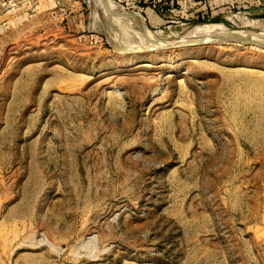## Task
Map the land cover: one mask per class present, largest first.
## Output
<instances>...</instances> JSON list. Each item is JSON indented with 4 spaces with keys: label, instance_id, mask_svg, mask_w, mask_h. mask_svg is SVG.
<instances>
[{
    "label": "rangeland",
    "instance_id": "374dc122",
    "mask_svg": "<svg viewBox=\"0 0 264 264\" xmlns=\"http://www.w3.org/2000/svg\"><path fill=\"white\" fill-rule=\"evenodd\" d=\"M110 1L0 0V264H264V47L133 48L264 8Z\"/></svg>",
    "mask_w": 264,
    "mask_h": 264
},
{
    "label": "bare ground",
    "instance_id": "6f19581e",
    "mask_svg": "<svg viewBox=\"0 0 264 264\" xmlns=\"http://www.w3.org/2000/svg\"><path fill=\"white\" fill-rule=\"evenodd\" d=\"M88 2L91 5V6L90 5L89 6L92 7L93 20H95L96 18L101 19L102 17H104L105 20L107 22H109L110 24L113 23V22L115 24V22H117L120 25H123V24L126 25V23L124 22V18H123L124 17V13H123L124 11L117 10L115 8L114 4L110 0H88ZM120 25H119V27H120ZM119 27H117V31L119 32V33L118 32L117 33L118 34H120V33L122 34V30ZM124 32L126 33L125 29H124L123 33ZM115 33H116V30H115L114 34ZM125 33L123 34V36H125ZM261 33H262V31H261ZM221 34H227L230 38H241V39L248 40V41H251V42L254 41V43L255 42H261V41L264 42V34L263 33L260 34V33H256V32L251 31V30H246V29L236 30V29L225 28V24L224 23H218V24L210 23V24L197 25V26L192 27L189 30V32L186 34V36H183L178 41L165 40V41H162V43H160V44L156 43L154 41L148 42V43H143V41L142 42L138 41V44L135 47L133 46V48H136L137 50L140 49V48L148 47V46L156 48V47H161L162 44H164L162 46L167 47V46H170V45L176 44V43L186 44L188 42H196V41H199L201 39L205 40V41H208V42H211V41H215L217 39V37L219 35H221ZM123 36H122V38H124ZM126 41H128V40H126ZM128 42L127 43L125 42V44H128ZM217 42H222V41H217ZM165 43H167V44H165ZM122 45H124V44L122 43ZM125 46H127V45H125ZM130 48H132V47H130Z\"/></svg>",
    "mask_w": 264,
    "mask_h": 264
},
{
    "label": "crops",
    "instance_id": "0c3cea01",
    "mask_svg": "<svg viewBox=\"0 0 264 264\" xmlns=\"http://www.w3.org/2000/svg\"><path fill=\"white\" fill-rule=\"evenodd\" d=\"M120 2H123L125 4H137L140 5V3H143L142 0H119ZM238 1H243L245 3L246 1V8L247 9H253L255 6L259 8H264V5L258 4L254 5L252 3V0H176V4L181 7L179 9V12H181L184 15H204L203 17H216L217 15H220L222 11L232 8L233 3H236ZM250 3V4H248ZM148 9V8H146ZM152 12L148 14V18L151 21L152 24H159L162 20V17L159 15V13L153 9H151ZM148 11V10H145Z\"/></svg>",
    "mask_w": 264,
    "mask_h": 264
},
{
    "label": "water",
    "instance_id": "95a60500",
    "mask_svg": "<svg viewBox=\"0 0 264 264\" xmlns=\"http://www.w3.org/2000/svg\"><path fill=\"white\" fill-rule=\"evenodd\" d=\"M217 41H232V42H239V43H246V44H256V45H259V46H263L264 47V42H251V41H248V40H244V39H241V38H230L227 34H221L217 37V39L215 41H211V42H208V41H205V40H199V41H196V42H188L186 44H183V43H176V44H173L172 46H182V45H197V44H205V43H212V42H217Z\"/></svg>",
    "mask_w": 264,
    "mask_h": 264
}]
</instances>
